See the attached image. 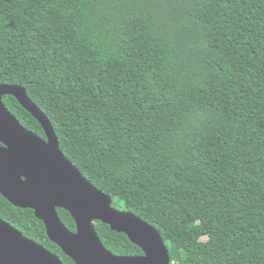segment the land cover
<instances>
[{
    "label": "trees",
    "instance_id": "obj_1",
    "mask_svg": "<svg viewBox=\"0 0 264 264\" xmlns=\"http://www.w3.org/2000/svg\"><path fill=\"white\" fill-rule=\"evenodd\" d=\"M0 85L25 89L62 153L173 264H264V0H0ZM0 219L74 264L1 195ZM95 230L112 254H141Z\"/></svg>",
    "mask_w": 264,
    "mask_h": 264
},
{
    "label": "water",
    "instance_id": "obj_2",
    "mask_svg": "<svg viewBox=\"0 0 264 264\" xmlns=\"http://www.w3.org/2000/svg\"><path fill=\"white\" fill-rule=\"evenodd\" d=\"M13 97L36 122L45 140L24 128L2 102ZM0 195L10 205L33 211L50 242L74 264H171L160 234L134 214L113 206L111 197L94 187L62 153L44 113L23 87L0 85ZM75 223L69 231L56 209ZM125 235L142 252L117 256L101 243L94 223ZM0 264H62L41 245L0 219Z\"/></svg>",
    "mask_w": 264,
    "mask_h": 264
},
{
    "label": "flooded vegetation",
    "instance_id": "obj_3",
    "mask_svg": "<svg viewBox=\"0 0 264 264\" xmlns=\"http://www.w3.org/2000/svg\"><path fill=\"white\" fill-rule=\"evenodd\" d=\"M42 139V138H41ZM43 140H45V137H44V139ZM59 210H62V209H56V211H57V213H58V217H59ZM64 211V210H63ZM33 212V211H32ZM67 213V212H66ZM67 215L71 218V216L67 213ZM60 218V217H59ZM72 219V218H71ZM61 220V219H60ZM41 222V221H40ZM61 222H62V220H61ZM72 222H73V225H74V230H71V229H69V228H67L65 225V227L69 230V231H71L72 233H74L75 232V223H74V221L72 220ZM42 223V222H41ZM63 223V222H62ZM97 223H100V222H95L94 223V228H95V225L97 224ZM43 224V223H42ZM64 224V223H63ZM102 224V223H101ZM104 225V224H103ZM107 226V225H106ZM43 227H44V229H45V226H44V224H43ZM45 234H46V231H45ZM46 236H47V234H46ZM27 238V237H26ZM48 238V237H47ZM28 239H30V238H28ZM128 239V238H127ZM31 240V239H30ZM49 240V239H48ZM33 241V240H32ZM35 242V241H34ZM130 242V241H129ZM36 243V242H35ZM52 243V242H51ZM131 243V242H130ZM38 244V243H37ZM132 244V243H131ZM40 245V244H39ZM55 245V244H54ZM132 245H134V244H132ZM56 246V245H55ZM134 246H136V245H134ZM43 247V246H42ZM137 247V246H136ZM138 248V247H137ZM139 249V248H138ZM47 250V249H46ZM140 250V249H139ZM49 251V250H48ZM49 252H51L52 254H54L55 256H57L60 260H61V262H62V264H63V261H62V259L55 253V252H52V251H49ZM140 252H141V254H139V255H117V256H124V257H140V256H143V252L140 250ZM115 255V254H114Z\"/></svg>",
    "mask_w": 264,
    "mask_h": 264
},
{
    "label": "built area",
    "instance_id": "obj_4",
    "mask_svg": "<svg viewBox=\"0 0 264 264\" xmlns=\"http://www.w3.org/2000/svg\"><path fill=\"white\" fill-rule=\"evenodd\" d=\"M171 264H173V262H171Z\"/></svg>",
    "mask_w": 264,
    "mask_h": 264
}]
</instances>
